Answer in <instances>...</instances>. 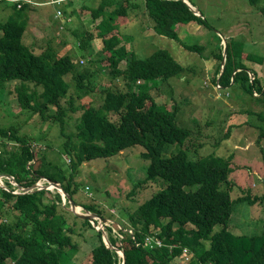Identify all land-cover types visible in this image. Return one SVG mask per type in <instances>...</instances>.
<instances>
[{
  "label": "trees",
  "instance_id": "16d2710c",
  "mask_svg": "<svg viewBox=\"0 0 264 264\" xmlns=\"http://www.w3.org/2000/svg\"><path fill=\"white\" fill-rule=\"evenodd\" d=\"M140 1L90 0L89 4V0H78L74 8L61 10L62 16L74 18L75 22L80 11L91 18L92 28L83 30L81 24L66 25L65 22L55 33L59 36V30L66 28L78 50L92 49L86 58V70H77L65 35H61L58 44L53 38L47 39L38 51L25 42L27 3L13 2L11 14L0 22V89L13 82L12 92L19 108L29 109L41 119L58 124L59 136L64 138L60 146L68 155L69 164L66 172L57 170L45 153L36 151L28 135H20L12 127H0V140L13 142L8 147L0 141V175L10 176L2 178L5 187L0 186V264H68L79 250L73 237L74 226L67 222L65 206L68 203L61 204L57 190L13 192L17 187L26 188L46 178L59 183L73 199L77 189L74 178L83 161L117 154L133 144L145 148L140 156L148 161L143 166L142 178L132 183L127 196H133L147 181L161 182L162 186L127 213L126 224L118 222L117 229L110 223L104 225L110 243L123 251L124 264H174L184 248L190 254L188 264H264V230L257 235H236L228 230L234 205L262 202L264 193L251 196L243 188L244 194L233 198L230 194L233 184L228 179L230 157L214 153L189 156L186 142L190 127L182 119L181 123L178 121L176 107L165 109L143 87L146 81L151 82L149 88L158 87L159 82L181 76L186 67L166 49H157L147 56L136 55L127 48L132 36L120 34L114 24L116 17L128 16L140 9L152 24L150 29L177 39L179 26L191 22L207 26L206 19L199 12L194 13L183 0ZM246 1L254 5L259 0ZM185 47L198 50L196 46ZM93 49L97 51L95 55L91 54L95 52ZM227 55L226 42V58ZM101 61L103 66H98ZM120 62L123 63L120 65ZM236 63L231 59L221 73L217 67L215 83L228 86L239 75L245 81L247 93L257 94L254 97L261 94L264 104V85L258 84L253 71L246 68L236 71L239 66ZM228 64L235 66L228 68ZM250 72L254 74L253 79L247 74ZM69 74L73 84L66 79ZM99 75L108 81L96 106L83 97L95 91L102 81ZM68 113L76 115V123L75 130L66 133ZM259 135H264V130H259ZM168 144L179 146L176 151L164 154ZM77 204L105 218L95 205ZM81 220L84 226L95 231L97 243L90 249L87 260L80 264H122L115 250L103 243L101 231L88 220ZM215 225L221 228L216 231ZM146 234L159 237L162 245L135 246Z\"/></svg>",
  "mask_w": 264,
  "mask_h": 264
},
{
  "label": "rangeland",
  "instance_id": "374dc122",
  "mask_svg": "<svg viewBox=\"0 0 264 264\" xmlns=\"http://www.w3.org/2000/svg\"><path fill=\"white\" fill-rule=\"evenodd\" d=\"M14 1L29 5L24 33L27 44L38 51L47 39L53 38V42L58 44L61 35H65L71 48L69 55L76 62L77 70L88 68L86 58L92 49L88 47L83 52L78 50L75 39L69 32L66 33V28L59 30V36L55 35L59 22L53 17L54 4H49L47 0H31L39 4L26 2L27 0ZM64 1L57 5L61 10L66 7ZM185 1L198 9L200 15L206 19L207 26L194 22L186 26L181 25L177 39L159 35L150 29L152 24L140 9L131 15L116 17L114 24L118 26L120 34L128 33L132 36L130 47L127 48H131L136 55L147 56L157 49H166L186 67L181 76L171 78L169 83L159 82L158 87L149 88L151 82L146 81L143 87H146L153 100L163 104L165 109L166 106L169 110L176 107L178 121L181 123L182 119L185 126L190 127L191 134L186 142L188 155L198 157L214 153L230 157L231 171L228 179L233 184L231 196L237 198L243 195V188L246 192L250 191L251 196L260 195L264 193V135H259V130H264V104L261 101L263 96L260 94L259 97H254L257 94H248L243 85L245 81L239 75L235 83L231 82L230 85L222 87L215 83L214 78L216 68L218 67V72L221 73L224 64L232 59L237 62L235 65H239L236 66V71L240 72L242 68L253 71L258 84L264 85V0H259L254 5L248 4L246 0ZM77 2L78 0L76 4ZM12 3V0H0V22L11 14ZM77 17L79 20L76 22L72 18L65 24H81L83 30L92 28L91 18L87 13L80 11ZM65 24H62V27ZM226 42L229 54L227 58ZM185 46H196L198 50L192 51ZM95 48L99 49L97 45ZM96 52L95 50L91 54L95 55ZM241 54L247 56L242 57ZM122 63L120 62V65ZM97 65L103 66V61ZM235 65L227 66L230 68ZM247 74L251 79L254 78L253 73ZM70 77L69 74L66 79L73 84ZM99 77L102 81L95 91L88 97H83L85 100H91L96 106L102 100L101 90L108 81L103 75ZM10 83H7L2 91L0 89V127H12L18 130V134L28 135L38 153L40 149L53 161L57 170L66 172L69 165L68 155L60 146L64 138L59 136L58 124L50 119H41L29 109L19 108L15 93L12 92V83L8 85ZM51 111L53 112V109ZM68 114L70 117L65 120L66 133L73 132L76 123V115ZM227 130H230L229 134L225 135ZM1 140L8 147L13 143L5 138ZM177 146L179 145L168 144L164 154L176 151ZM143 151L145 148L142 145L133 144L117 154L83 161L74 178L77 189L73 200L76 203L95 205L115 229L119 228L118 222L126 224L127 213L162 186L161 182L147 181L133 196H127L132 183L139 181L143 176V166L148 161L140 156ZM39 181L43 182L42 179L37 182ZM11 184L15 185V182L11 180ZM0 185L5 187L3 179L0 180ZM20 190L18 188V191ZM66 211L67 222L74 226V240L79 244V250L68 264H80L87 260L90 249L97 243V237L95 231L84 226L80 218L77 219L70 211ZM220 228L221 225H215L214 230L218 231ZM228 230L236 235L262 233L264 201L252 204L236 203L228 221ZM188 258L190 259L189 253ZM188 261L181 254L174 259V264H188Z\"/></svg>",
  "mask_w": 264,
  "mask_h": 264
},
{
  "label": "water",
  "instance_id": "95a60500",
  "mask_svg": "<svg viewBox=\"0 0 264 264\" xmlns=\"http://www.w3.org/2000/svg\"><path fill=\"white\" fill-rule=\"evenodd\" d=\"M188 6L189 8L194 12V13H198V9L192 5H190L188 2H186L185 0H183ZM10 178L9 175H0V180L2 178ZM43 180V182L39 181L36 182L34 184H32L29 187L26 188H20L21 190H23V192H32L33 190L37 189H55L57 190V192L59 193L60 197H61V204L65 205V203H68V206L65 208L70 211L72 214H74L75 216L81 218V219H86L88 220L92 226L96 229V230H100L102 233L101 239L103 241V243L106 245V247H108L111 250H115V252L118 254V256L121 258L122 260V264H124V257H123V251L115 246H113L110 241L107 238L106 232L104 231V225H107L108 222H111L110 220H108L107 218H103L100 217L97 213L95 212H90L84 208H82V206H79L71 197L70 195L65 192L64 190L61 189L59 183L55 182V181H51L48 180L46 178H41ZM42 183V184H40ZM45 183V184H44ZM16 185V183H15ZM1 186V185H0ZM77 207H79V210H77ZM83 210V211H81Z\"/></svg>",
  "mask_w": 264,
  "mask_h": 264
},
{
  "label": "built area",
  "instance_id": "2783aa9c",
  "mask_svg": "<svg viewBox=\"0 0 264 264\" xmlns=\"http://www.w3.org/2000/svg\"><path fill=\"white\" fill-rule=\"evenodd\" d=\"M13 2H17L12 0ZM64 0H47V2L49 4H54L55 5V11H54V15L53 17L58 19L60 21L61 24H59L58 28L61 29L62 28V23L65 22H69L70 21V17H64L62 15V11L59 7H57V5ZM26 2L31 3V0H27ZM34 4H39L38 2H32ZM20 6V4H18V7ZM88 190V186L85 187ZM13 192L18 193V188H16V190H14ZM115 232V229L113 230ZM119 237L121 238V236L119 235ZM162 245V241L159 237L152 235V234H146L143 235V237L141 238L140 241H136L135 242V246H142L145 248H153V247H159ZM188 248H184L183 249V253H182V257H184L187 261L189 260L188 258ZM189 262V261H188Z\"/></svg>",
  "mask_w": 264,
  "mask_h": 264
},
{
  "label": "crops",
  "instance_id": "0c3cea01",
  "mask_svg": "<svg viewBox=\"0 0 264 264\" xmlns=\"http://www.w3.org/2000/svg\"><path fill=\"white\" fill-rule=\"evenodd\" d=\"M66 1V7H68V9H70V7L72 6V8L75 7L76 5V0H65ZM64 1V2H65ZM189 1V0H188ZM190 2V1H189ZM13 83V82H12Z\"/></svg>",
  "mask_w": 264,
  "mask_h": 264
},
{
  "label": "bare ground",
  "instance_id": "6f19581e",
  "mask_svg": "<svg viewBox=\"0 0 264 264\" xmlns=\"http://www.w3.org/2000/svg\"><path fill=\"white\" fill-rule=\"evenodd\" d=\"M77 210H79V207H77Z\"/></svg>",
  "mask_w": 264,
  "mask_h": 264
}]
</instances>
